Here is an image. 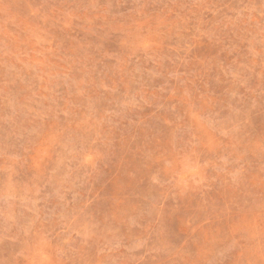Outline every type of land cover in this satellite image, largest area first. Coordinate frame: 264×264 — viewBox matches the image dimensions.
Returning <instances> with one entry per match:
<instances>
[{
  "label": "rangeland",
  "instance_id": "obj_1",
  "mask_svg": "<svg viewBox=\"0 0 264 264\" xmlns=\"http://www.w3.org/2000/svg\"><path fill=\"white\" fill-rule=\"evenodd\" d=\"M0 264H264V0H0Z\"/></svg>",
  "mask_w": 264,
  "mask_h": 264
}]
</instances>
